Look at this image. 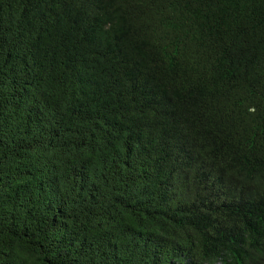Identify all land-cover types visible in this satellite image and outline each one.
Instances as JSON below:
<instances>
[{"label":"trees","instance_id":"1","mask_svg":"<svg viewBox=\"0 0 264 264\" xmlns=\"http://www.w3.org/2000/svg\"><path fill=\"white\" fill-rule=\"evenodd\" d=\"M216 263L264 264V0H0V264Z\"/></svg>","mask_w":264,"mask_h":264},{"label":"clouds","instance_id":"2","mask_svg":"<svg viewBox=\"0 0 264 264\" xmlns=\"http://www.w3.org/2000/svg\"><path fill=\"white\" fill-rule=\"evenodd\" d=\"M260 84H261L260 82H258V83H252V84H246L247 85V89L245 87L239 85V88L243 89V91L240 92V93H242V95H252V94H255L256 92H254L253 90H251L249 88H252V87L257 88ZM245 89H246V91H245Z\"/></svg>","mask_w":264,"mask_h":264}]
</instances>
